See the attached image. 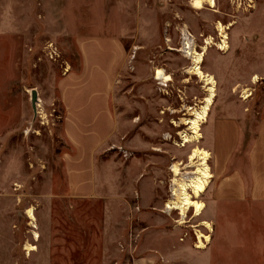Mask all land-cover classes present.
<instances>
[{
    "label": "rangeland",
    "instance_id": "rangeland-1",
    "mask_svg": "<svg viewBox=\"0 0 264 264\" xmlns=\"http://www.w3.org/2000/svg\"><path fill=\"white\" fill-rule=\"evenodd\" d=\"M148 24L153 25L149 38L144 33ZM219 24L228 28L226 40ZM101 33L120 36L125 44L126 59L118 77L122 90L148 72L155 76L154 80L158 74L170 78L168 82L158 80L160 86L151 81L154 92L165 99V109L174 113L173 123L169 124L174 129L166 136L170 141L165 146L167 159L160 165L162 210L172 198L171 180L172 192L174 180L185 182L190 177L188 173L195 171L197 164L190 165L188 160L192 149H205L201 142L204 123L199 142L181 147L179 134L191 136L190 125L182 124L183 119H192L187 108L200 107L207 95L199 79L187 73L192 63L180 51L184 38L197 52L209 41L210 48L201 65L204 73L210 74L205 72L208 63L227 74L225 83L210 74L216 81V97L227 88L242 100L248 95L244 101L251 108L264 98V0H216L214 8L201 0H0V194L2 190L13 192L17 201L6 221L15 254L20 247L19 264H35L29 262L28 245L34 246L35 252H45L50 241L53 252L58 254L98 252L96 245L70 244L100 238V204L73 202L61 196L65 183L60 157L67 146L61 139L62 107L57 101L56 83L65 69L78 63L77 40ZM223 41L227 52L218 49ZM168 149L177 150L179 157L173 160ZM175 164H179V172L173 174ZM207 200L201 195L199 201L205 205L202 215L193 218L190 210L185 225L179 224L177 211L166 214V227L178 225L179 241L185 246L178 264L208 263V244L197 249L195 235V230L211 234L199 225L208 222ZM28 209H33L36 229L26 216ZM34 231L39 235L37 241Z\"/></svg>",
    "mask_w": 264,
    "mask_h": 264
},
{
    "label": "crops",
    "instance_id": "crops-1",
    "mask_svg": "<svg viewBox=\"0 0 264 264\" xmlns=\"http://www.w3.org/2000/svg\"><path fill=\"white\" fill-rule=\"evenodd\" d=\"M152 26L144 32L147 38ZM77 44V65L65 69L56 83L61 139L67 146L60 157L65 183L61 196L100 204V238L70 242L77 247L96 245L98 252L58 254L50 241L45 252H31L29 262L128 264L118 243L127 240L132 229L139 235L135 264H178L185 246L178 225L166 227L169 220L160 209L159 193L160 165L167 159L166 136L174 129L169 126L174 113L154 92L150 72L121 89L118 77L126 48L120 36L101 33L80 38ZM205 72L220 82L227 80L225 72L208 63ZM246 102L222 89L202 126L201 142L212 175L204 197L213 228L204 264H264V98L256 108ZM167 152L173 160L179 157L175 149ZM14 196L5 190L0 194V264H19L21 258L20 247L15 254L14 243L10 245L6 221L17 204Z\"/></svg>",
    "mask_w": 264,
    "mask_h": 264
},
{
    "label": "bare ground",
    "instance_id": "bare-ground-1",
    "mask_svg": "<svg viewBox=\"0 0 264 264\" xmlns=\"http://www.w3.org/2000/svg\"><path fill=\"white\" fill-rule=\"evenodd\" d=\"M201 1L202 3L208 5L210 8L215 7L216 0H201ZM218 28L221 34L223 35V39L226 40L225 30H227L228 28L227 27L223 28V26H221L220 24L218 25ZM218 47L220 51L227 52L228 47L225 41H223L222 46L220 45ZM209 48H210V43L209 41H206L205 46L201 48V52H197L194 48H191L190 42L185 37L183 46L180 50L185 55V57L189 59L192 63L191 68H189L187 71L188 75L197 77L199 81L203 84V87L207 93L206 97L202 100L200 107L187 108V113L189 114L190 117H192V119L190 120L183 119L182 124L190 125L189 128L191 130V136H188L184 132H181L179 134L182 140L181 147L187 144H193L199 142L201 138L200 126L203 123H205L210 108L216 97L215 78L210 74L204 73L201 68L204 56ZM158 77L159 78L156 77V79L162 80L163 82H168L170 80L169 76H165L164 74L163 75L158 74ZM247 98L248 95L243 96L244 100H246ZM209 159L210 156L207 151L199 147H194L189 155L188 160L190 165L194 163L197 164L195 166V171L192 173H188L190 177H188L185 182L174 180V186L172 189V198L171 200H169L166 206L171 211H177L179 213L180 225L186 224L185 217L190 210H193V218H199L205 209V205L199 201V198L201 197V195L205 193L212 178V175L210 173V168L208 166ZM172 172L173 174L174 172L175 173L179 172V164L173 165ZM189 192L191 193V195L189 194ZM26 216L30 220L31 227L36 229V226L34 225L35 217L33 214V209H28L26 211ZM199 225L205 228L208 231V233H212V226L210 223L201 222ZM32 235L34 240L37 241L39 238L37 232L34 231ZM195 235L197 239V245H196L197 249H204L205 245L210 243L209 234L204 235L198 230H195ZM27 247H28L27 248L28 253L36 250L34 246L28 245Z\"/></svg>",
    "mask_w": 264,
    "mask_h": 264
},
{
    "label": "built area",
    "instance_id": "built-area-1",
    "mask_svg": "<svg viewBox=\"0 0 264 264\" xmlns=\"http://www.w3.org/2000/svg\"><path fill=\"white\" fill-rule=\"evenodd\" d=\"M155 81L158 82L159 86L161 85L160 81H158V80H155ZM126 156H127V153L124 152L123 157H126ZM171 186H172V180H171V184H170V188H169V197H172ZM162 212L169 215L173 211L168 209L166 206V203H165ZM138 238H139V235L131 230L128 233L127 240L118 243L119 251L129 258L130 264H135V256H136V251H137Z\"/></svg>",
    "mask_w": 264,
    "mask_h": 264
},
{
    "label": "water",
    "instance_id": "water-1",
    "mask_svg": "<svg viewBox=\"0 0 264 264\" xmlns=\"http://www.w3.org/2000/svg\"><path fill=\"white\" fill-rule=\"evenodd\" d=\"M32 101L35 102V93H32Z\"/></svg>",
    "mask_w": 264,
    "mask_h": 264
}]
</instances>
